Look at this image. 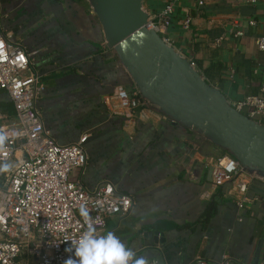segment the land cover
<instances>
[{"label": "crops", "instance_id": "0c3cea01", "mask_svg": "<svg viewBox=\"0 0 264 264\" xmlns=\"http://www.w3.org/2000/svg\"><path fill=\"white\" fill-rule=\"evenodd\" d=\"M0 30L34 53L45 86L38 107L46 129L63 145L88 135V162L81 174L86 187L111 182L134 197L130 215L107 219L138 257L167 264L195 258L233 264H264V179L256 173L243 208L231 185L216 188L209 161L230 154L200 131L172 119L156 106L144 105L131 120L115 116L104 98L123 86L139 91L128 68L103 38L102 26L87 0H0ZM177 0L165 37L183 58L223 69L209 83L234 103L260 95L264 52L255 39L264 35V0ZM150 16L166 0H145ZM192 19L190 29L183 21ZM256 22L255 26L249 24ZM237 31L244 36L236 37ZM199 68V66H198ZM200 69V68H199ZM4 105H10L9 114ZM246 108L240 113L249 116ZM0 115L16 118L9 95L0 90ZM260 122V118L254 119ZM16 161L10 163L15 167ZM0 180L5 189L6 177ZM0 193V199H2ZM162 236L141 237L146 232Z\"/></svg>", "mask_w": 264, "mask_h": 264}, {"label": "built area", "instance_id": "2783aa9c", "mask_svg": "<svg viewBox=\"0 0 264 264\" xmlns=\"http://www.w3.org/2000/svg\"><path fill=\"white\" fill-rule=\"evenodd\" d=\"M255 4L258 0H238ZM204 0H199L203 5ZM177 0H166L161 12L148 19V28L165 37L172 24ZM2 3L0 1V11ZM192 19L186 17L184 28L190 29ZM255 26L254 20L250 21ZM236 37L244 36L237 31ZM257 48L264 52V35L255 39ZM34 53L10 33L0 30V90L5 91L14 106L16 118L0 115V133L7 139L0 146V165L16 161L15 167L0 172L6 177L5 189H0V264H64L69 255L65 248L87 230L81 208H87L97 235L105 234L107 219L115 215H130L134 197L120 192L111 183L90 189L82 179L74 180L72 173L81 174L88 162V135L77 142L63 145L46 129L38 101L45 90L42 76L33 62ZM190 66L203 76L195 61ZM206 81V79H205ZM207 82V81H206ZM139 90V89H138ZM105 106L115 116L131 120L136 111L151 103L140 90L129 92L119 86L104 98ZM236 111L248 108L251 119L260 118L264 125V83L260 95L230 103ZM158 108V107H157ZM159 109V108H158ZM141 116L147 118L142 112ZM212 181L216 188L231 185L237 205L243 208L249 201L247 193L252 180L240 162L231 154L209 161ZM65 241H68L67 243ZM148 264H167L148 261ZM190 264H233L230 259L220 261L195 258Z\"/></svg>", "mask_w": 264, "mask_h": 264}, {"label": "water", "instance_id": "95a60500", "mask_svg": "<svg viewBox=\"0 0 264 264\" xmlns=\"http://www.w3.org/2000/svg\"><path fill=\"white\" fill-rule=\"evenodd\" d=\"M143 98L172 119L220 145L248 173L264 179V125L229 105L172 46L148 28L145 0H87ZM159 232L141 237L159 241Z\"/></svg>", "mask_w": 264, "mask_h": 264}, {"label": "clouds", "instance_id": "9594fccd", "mask_svg": "<svg viewBox=\"0 0 264 264\" xmlns=\"http://www.w3.org/2000/svg\"><path fill=\"white\" fill-rule=\"evenodd\" d=\"M6 139L7 137L0 133V146ZM10 168V164L4 163L0 165V172H7ZM80 211L88 227L78 239L71 240L65 248L69 255L64 264H148L146 257H138L114 232L97 235L87 208L82 207Z\"/></svg>", "mask_w": 264, "mask_h": 264}, {"label": "trees", "instance_id": "16d2710c", "mask_svg": "<svg viewBox=\"0 0 264 264\" xmlns=\"http://www.w3.org/2000/svg\"><path fill=\"white\" fill-rule=\"evenodd\" d=\"M198 66L206 81L209 83L215 81L218 76V73L221 72L223 69V65L221 62H215V65H211L210 67H205L204 64H199ZM4 107L7 108V112L9 114L13 113L12 107L10 105H4ZM0 186H2V183H0Z\"/></svg>", "mask_w": 264, "mask_h": 264}, {"label": "rangeland", "instance_id": "374dc122", "mask_svg": "<svg viewBox=\"0 0 264 264\" xmlns=\"http://www.w3.org/2000/svg\"><path fill=\"white\" fill-rule=\"evenodd\" d=\"M1 180L3 181V179L1 178Z\"/></svg>", "mask_w": 264, "mask_h": 264}]
</instances>
